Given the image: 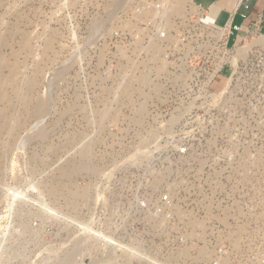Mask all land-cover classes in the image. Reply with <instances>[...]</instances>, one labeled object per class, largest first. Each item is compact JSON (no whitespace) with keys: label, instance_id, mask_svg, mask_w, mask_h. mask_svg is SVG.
<instances>
[{"label":"rangeland","instance_id":"374dc122","mask_svg":"<svg viewBox=\"0 0 264 264\" xmlns=\"http://www.w3.org/2000/svg\"><path fill=\"white\" fill-rule=\"evenodd\" d=\"M156 2L168 22L197 13L192 1L178 14L174 0H0V264H186L189 209L220 214L225 264H264V31L228 47L237 64L210 84L228 72L227 92L204 99L219 56L200 41L176 76L157 62ZM98 177L125 212L95 224L110 247L75 225ZM140 198L155 203L154 237L137 236Z\"/></svg>","mask_w":264,"mask_h":264},{"label":"built area","instance_id":"2783aa9c","mask_svg":"<svg viewBox=\"0 0 264 264\" xmlns=\"http://www.w3.org/2000/svg\"><path fill=\"white\" fill-rule=\"evenodd\" d=\"M251 1L258 0H239L238 6L243 9L240 17L243 20L249 18L248 10ZM261 1L264 2V0ZM159 9L160 4L156 2L155 50L156 52L160 50V54L156 55L155 60L160 62L161 65H168V68L170 67L174 70L173 75L176 76L175 74H179L177 71H181L178 67L184 68V66H187V62L191 60V44L196 45L200 41L207 43L206 45L211 50L217 52L219 60L215 64L213 72L207 77L200 92H202L204 99H213L214 97L224 95L227 90L223 94L220 93L224 90L228 80L231 79L228 72L226 82L220 90L216 92L211 91L210 84L214 75L224 69L226 62H229L228 65L230 67L237 64V62L235 64L230 62L232 57L229 55L228 47H235L238 41H240L241 37L236 34L240 27L236 25L231 27L229 18L223 27L218 29L204 23L199 13H196L194 19L189 14L187 19L184 17L180 20L168 22L161 15H157ZM219 33L221 34L219 35ZM162 106L164 107L163 104H155V109H162ZM158 123V121H155V125ZM166 123L171 124L172 121L167 120ZM117 189H120V187H112V184L106 177H98L91 183L90 208L83 210L82 213L77 215L75 220L79 239L87 242V239L97 238L108 247L114 244L110 232L95 224L97 222L107 223L112 220L124 221L126 219L125 212L119 208L118 202H113V204L109 203L112 190ZM166 199V196L162 197L163 201ZM135 204L138 210V219L146 223L141 233H137L138 238L154 237L155 229L151 225L152 230H149L147 222L153 224L155 221V203L148 201L146 198H140ZM196 212L189 209L186 215V264H225L224 259L230 254L232 247L230 242H228L229 240H225V231L222 218L219 216L220 214L213 210L209 214L203 210L200 211L201 214ZM81 264L88 263L82 261Z\"/></svg>","mask_w":264,"mask_h":264},{"label":"crops","instance_id":"0c3cea01","mask_svg":"<svg viewBox=\"0 0 264 264\" xmlns=\"http://www.w3.org/2000/svg\"><path fill=\"white\" fill-rule=\"evenodd\" d=\"M192 2L201 20L208 25L219 29L230 18L231 27L233 25L240 27L236 32L239 36L264 31V2L261 0L249 3V18L246 20L240 17L243 9L238 6L239 0H192ZM220 71L214 75L213 79Z\"/></svg>","mask_w":264,"mask_h":264},{"label":"bare ground","instance_id":"6f19581e","mask_svg":"<svg viewBox=\"0 0 264 264\" xmlns=\"http://www.w3.org/2000/svg\"><path fill=\"white\" fill-rule=\"evenodd\" d=\"M175 2H174V4H172V9L174 10V12H178V14H179V12H182V11H184L185 9H184V3L186 2H190V1H192V0H174ZM190 5V4H189ZM192 7V6H191ZM192 8H194V7H192ZM173 12V13H174ZM189 13V12H188ZM221 34V33H220ZM241 40V39H240ZM264 41V34L263 35H260V37L259 38H257L256 40H255V43L256 42H258V43H262ZM252 44V43H251ZM244 47H249V46H243V47H241L240 49H239V54L240 55H242L244 52H245V50L247 49H245ZM247 51V50H246ZM234 59V58H233ZM234 61H236L235 59H234ZM235 64V63H234ZM230 81H231V79H229L228 80V82H227V84H226V86H225V88H224V90L220 93V94H222V93H224L225 91H226V89L229 87V85H230ZM91 166V165H90ZM92 172V171H91ZM85 192V191H84ZM83 192V193H84ZM87 192V191H86ZM83 193H82V191H80V189H79V191H76V196L79 198V196H83ZM78 238V237H77ZM80 240V239H79ZM75 244V243H74ZM80 245V244H79ZM78 245V246H79ZM82 245H83V243H82ZM77 246V247H78ZM81 246V245H80ZM76 247V246H75ZM75 247H74V245H73V247L72 248H74L75 249ZM78 249V248H77ZM70 251V250H69ZM105 251V250H104ZM183 253H184V251H183ZM70 258V257H69ZM73 258V257H72ZM63 259V258H62ZM63 260H65V259H63ZM63 260H61L60 261V264H64V261ZM66 260H68V259H66ZM59 264V263H58ZM74 264H75V262H74Z\"/></svg>","mask_w":264,"mask_h":264}]
</instances>
